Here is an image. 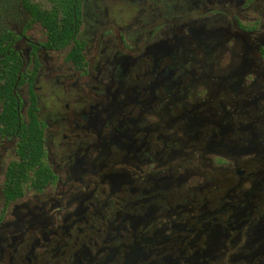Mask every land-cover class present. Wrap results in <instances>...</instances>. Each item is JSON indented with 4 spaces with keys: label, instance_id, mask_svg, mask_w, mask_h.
Returning a JSON list of instances; mask_svg holds the SVG:
<instances>
[{
    "label": "flooded vegetation",
    "instance_id": "flooded-vegetation-1",
    "mask_svg": "<svg viewBox=\"0 0 264 264\" xmlns=\"http://www.w3.org/2000/svg\"><path fill=\"white\" fill-rule=\"evenodd\" d=\"M0 0V264H264V0H77L53 41Z\"/></svg>",
    "mask_w": 264,
    "mask_h": 264
},
{
    "label": "trees",
    "instance_id": "trees-1",
    "mask_svg": "<svg viewBox=\"0 0 264 264\" xmlns=\"http://www.w3.org/2000/svg\"><path fill=\"white\" fill-rule=\"evenodd\" d=\"M34 13L49 31L53 41L65 37V45L71 39L70 29L77 13V0H38L34 1Z\"/></svg>",
    "mask_w": 264,
    "mask_h": 264
}]
</instances>
